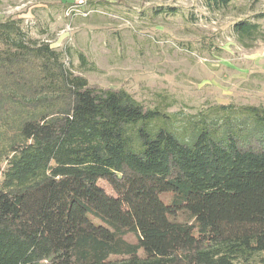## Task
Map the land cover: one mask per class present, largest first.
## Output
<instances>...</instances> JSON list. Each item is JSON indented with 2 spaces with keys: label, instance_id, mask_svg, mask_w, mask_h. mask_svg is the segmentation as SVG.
I'll return each instance as SVG.
<instances>
[{
  "label": "trees",
  "instance_id": "16d2710c",
  "mask_svg": "<svg viewBox=\"0 0 264 264\" xmlns=\"http://www.w3.org/2000/svg\"><path fill=\"white\" fill-rule=\"evenodd\" d=\"M21 35L0 21V264H264V107L178 134Z\"/></svg>",
  "mask_w": 264,
  "mask_h": 264
},
{
  "label": "rangeland",
  "instance_id": "374dc122",
  "mask_svg": "<svg viewBox=\"0 0 264 264\" xmlns=\"http://www.w3.org/2000/svg\"><path fill=\"white\" fill-rule=\"evenodd\" d=\"M65 3L0 0V21L16 20L25 43L48 42L90 86L159 110L178 134L224 105L264 107V42L241 44L233 28L246 21L264 34V0H98L87 17L66 16Z\"/></svg>",
  "mask_w": 264,
  "mask_h": 264
},
{
  "label": "built area",
  "instance_id": "2783aa9c",
  "mask_svg": "<svg viewBox=\"0 0 264 264\" xmlns=\"http://www.w3.org/2000/svg\"><path fill=\"white\" fill-rule=\"evenodd\" d=\"M66 1V16L68 17H87L91 10L89 7L98 0H62Z\"/></svg>",
  "mask_w": 264,
  "mask_h": 264
}]
</instances>
